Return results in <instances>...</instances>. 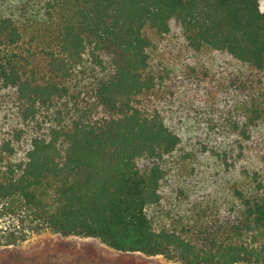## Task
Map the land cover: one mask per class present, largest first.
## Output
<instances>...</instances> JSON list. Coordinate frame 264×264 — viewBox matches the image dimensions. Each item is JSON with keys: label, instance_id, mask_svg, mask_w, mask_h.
Instances as JSON below:
<instances>
[{"label": "trees", "instance_id": "obj_1", "mask_svg": "<svg viewBox=\"0 0 264 264\" xmlns=\"http://www.w3.org/2000/svg\"><path fill=\"white\" fill-rule=\"evenodd\" d=\"M18 211L180 264H264L260 0H0V212Z\"/></svg>", "mask_w": 264, "mask_h": 264}, {"label": "rangeland", "instance_id": "obj_2", "mask_svg": "<svg viewBox=\"0 0 264 264\" xmlns=\"http://www.w3.org/2000/svg\"><path fill=\"white\" fill-rule=\"evenodd\" d=\"M264 9V0H260ZM22 236L25 238L21 239ZM15 238L13 242L7 240ZM0 264H180L161 254L114 249L99 238L62 235L40 227L24 212H0ZM247 264V263H238Z\"/></svg>", "mask_w": 264, "mask_h": 264}]
</instances>
